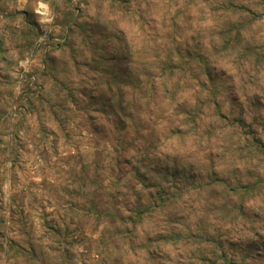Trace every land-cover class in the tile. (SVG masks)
Instances as JSON below:
<instances>
[{
  "label": "rangeland",
  "instance_id": "374dc122",
  "mask_svg": "<svg viewBox=\"0 0 264 264\" xmlns=\"http://www.w3.org/2000/svg\"><path fill=\"white\" fill-rule=\"evenodd\" d=\"M258 141L264 0H0V264H264Z\"/></svg>",
  "mask_w": 264,
  "mask_h": 264
},
{
  "label": "built area",
  "instance_id": "2783aa9c",
  "mask_svg": "<svg viewBox=\"0 0 264 264\" xmlns=\"http://www.w3.org/2000/svg\"><path fill=\"white\" fill-rule=\"evenodd\" d=\"M35 12L40 15V17H41L40 19H41V21H43V25H44V23L51 24L53 22L54 16H53V14H52V12H51V10H50V8L46 2L40 1L38 3L37 7L35 8ZM50 26L51 25L47 24L46 27L43 28L42 33L39 34V37H38L36 44H35V50L38 51L39 49H42L44 46H47V43L50 42V38L54 37V35H52V33H51ZM30 60H31V58H29V59L27 58L24 61V63H22L23 67H25L24 71L29 70Z\"/></svg>",
  "mask_w": 264,
  "mask_h": 264
},
{
  "label": "trees",
  "instance_id": "16d2710c",
  "mask_svg": "<svg viewBox=\"0 0 264 264\" xmlns=\"http://www.w3.org/2000/svg\"><path fill=\"white\" fill-rule=\"evenodd\" d=\"M253 140H254V139H253ZM258 142H259V141H258ZM258 142H257V143H258ZM258 144H260V145H261V146L259 145V146H260V148H259V149H262V150H263V152H264V143H261V142H259Z\"/></svg>",
  "mask_w": 264,
  "mask_h": 264
},
{
  "label": "crops",
  "instance_id": "0c3cea01",
  "mask_svg": "<svg viewBox=\"0 0 264 264\" xmlns=\"http://www.w3.org/2000/svg\"><path fill=\"white\" fill-rule=\"evenodd\" d=\"M22 24H27L28 25V21L24 20ZM11 25V24H10ZM13 25V24H12ZM26 27V26H25Z\"/></svg>",
  "mask_w": 264,
  "mask_h": 264
}]
</instances>
